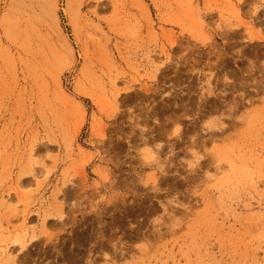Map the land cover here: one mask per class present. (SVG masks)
<instances>
[{
	"label": "rangeland",
	"instance_id": "374dc122",
	"mask_svg": "<svg viewBox=\"0 0 264 264\" xmlns=\"http://www.w3.org/2000/svg\"><path fill=\"white\" fill-rule=\"evenodd\" d=\"M0 264H264V0H0Z\"/></svg>",
	"mask_w": 264,
	"mask_h": 264
},
{
	"label": "bare ground",
	"instance_id": "6f19581e",
	"mask_svg": "<svg viewBox=\"0 0 264 264\" xmlns=\"http://www.w3.org/2000/svg\"><path fill=\"white\" fill-rule=\"evenodd\" d=\"M251 39V38H250ZM166 60H169V55H167L166 56ZM162 68V67H161ZM129 88V87H128ZM144 91L145 92H147L148 91V89L147 88H144ZM209 92L211 93V92H213L212 90H211V88H209ZM208 92V93H209ZM125 93V92H124ZM116 94V93H115ZM158 126H159V124H158ZM178 130V129H177ZM159 132H158V134L159 135H164V134H166V132H165V128H164V125L162 124V123H160V126H159V130H158ZM174 133H176V137H178V138H180L181 137V134L179 133V132H177V131H174ZM144 142H146L145 140H144ZM158 148V147H157ZM156 148V149H157ZM160 150V149H159ZM159 150H158V152H159ZM154 152H157V151H154ZM151 153V152H150ZM156 154V153H155ZM156 158H157V156H156ZM15 243H17L16 245H21V248H24V249H26V246H24V245H22L20 242L18 243L17 241L15 242Z\"/></svg>",
	"mask_w": 264,
	"mask_h": 264
}]
</instances>
